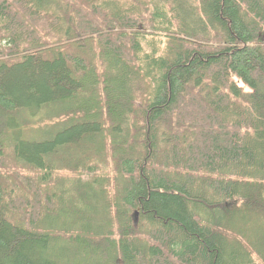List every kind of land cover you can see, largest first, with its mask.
Wrapping results in <instances>:
<instances>
[{
  "label": "trees",
  "instance_id": "16d2710c",
  "mask_svg": "<svg viewBox=\"0 0 264 264\" xmlns=\"http://www.w3.org/2000/svg\"><path fill=\"white\" fill-rule=\"evenodd\" d=\"M0 264H264V0H0Z\"/></svg>",
  "mask_w": 264,
  "mask_h": 264
},
{
  "label": "water",
  "instance_id": "95a60500",
  "mask_svg": "<svg viewBox=\"0 0 264 264\" xmlns=\"http://www.w3.org/2000/svg\"><path fill=\"white\" fill-rule=\"evenodd\" d=\"M138 218H139V213L137 212V213L135 214V223H136V224L138 223Z\"/></svg>",
  "mask_w": 264,
  "mask_h": 264
},
{
  "label": "rangeland",
  "instance_id": "374dc122",
  "mask_svg": "<svg viewBox=\"0 0 264 264\" xmlns=\"http://www.w3.org/2000/svg\"><path fill=\"white\" fill-rule=\"evenodd\" d=\"M28 116H30V115H28ZM37 118H38V115H35V117H34V121H36L37 120Z\"/></svg>",
  "mask_w": 264,
  "mask_h": 264
}]
</instances>
